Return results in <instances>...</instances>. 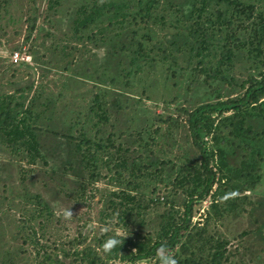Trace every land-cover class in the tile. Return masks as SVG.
I'll use <instances>...</instances> for the list:
<instances>
[{"label": "trees", "instance_id": "trees-1", "mask_svg": "<svg viewBox=\"0 0 264 264\" xmlns=\"http://www.w3.org/2000/svg\"><path fill=\"white\" fill-rule=\"evenodd\" d=\"M161 245L264 264V0H0V264Z\"/></svg>", "mask_w": 264, "mask_h": 264}, {"label": "clouds", "instance_id": "clouds-1", "mask_svg": "<svg viewBox=\"0 0 264 264\" xmlns=\"http://www.w3.org/2000/svg\"><path fill=\"white\" fill-rule=\"evenodd\" d=\"M65 216H70V212L65 211ZM90 227V225H89ZM100 233H106L109 231L108 226H103L99 229ZM128 235L127 229L121 233L120 231H113L112 235L107 236L100 243V250L104 254H110L113 251H117L121 246L125 236ZM156 264H177L176 258L167 250V248L161 245L155 251ZM146 264H151V261H146Z\"/></svg>", "mask_w": 264, "mask_h": 264}, {"label": "rangeland", "instance_id": "rangeland-1", "mask_svg": "<svg viewBox=\"0 0 264 264\" xmlns=\"http://www.w3.org/2000/svg\"><path fill=\"white\" fill-rule=\"evenodd\" d=\"M3 56V55H2ZM20 57H22V58H26V61L27 60H29V56L28 55H26V54H24V53H22L21 55H20ZM9 60L10 61H12V59H10L9 58ZM6 62V61H5ZM208 199H204V200H202V202H201V207L199 208V210H198V212H197V214L194 216V218H193V220H199V214L202 212V210L208 205Z\"/></svg>", "mask_w": 264, "mask_h": 264}, {"label": "built area", "instance_id": "built-area-1", "mask_svg": "<svg viewBox=\"0 0 264 264\" xmlns=\"http://www.w3.org/2000/svg\"><path fill=\"white\" fill-rule=\"evenodd\" d=\"M11 59H12V62H16L18 60H25L26 61V58L20 57V55L16 52L13 53V55L11 56Z\"/></svg>", "mask_w": 264, "mask_h": 264}]
</instances>
